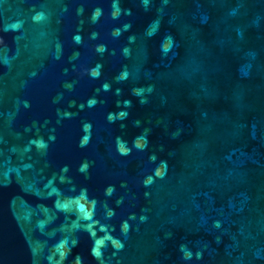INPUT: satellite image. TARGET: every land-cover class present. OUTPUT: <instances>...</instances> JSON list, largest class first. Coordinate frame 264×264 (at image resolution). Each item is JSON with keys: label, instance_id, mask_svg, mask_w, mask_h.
<instances>
[{"label": "water", "instance_id": "1", "mask_svg": "<svg viewBox=\"0 0 264 264\" xmlns=\"http://www.w3.org/2000/svg\"><path fill=\"white\" fill-rule=\"evenodd\" d=\"M77 261L264 264V0H0V264Z\"/></svg>", "mask_w": 264, "mask_h": 264}, {"label": "clouds", "instance_id": "2", "mask_svg": "<svg viewBox=\"0 0 264 264\" xmlns=\"http://www.w3.org/2000/svg\"><path fill=\"white\" fill-rule=\"evenodd\" d=\"M115 14L116 13H114V15ZM96 15H99V13L97 12ZM94 74H95V72H94ZM137 147H140V145L137 144ZM81 200H86V196L82 195L81 198H78V200H77V208H78L79 211H81L83 213V218L86 219V220H89V219H91L92 214H93V212H92V204L82 203V202H80ZM65 207H67V205H65ZM93 235H95V233H93ZM105 239H112V238L110 236H108V237H105L103 239H98L95 242L96 246L93 248V255L96 256L97 258L101 255L100 246H102L104 244ZM112 243L117 245V246H119L115 240H112ZM60 247L63 248V245H61ZM59 255H60V258L62 260L67 255V253L64 250H61L59 252ZM77 264H79V261H77Z\"/></svg>", "mask_w": 264, "mask_h": 264}]
</instances>
